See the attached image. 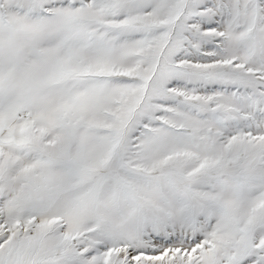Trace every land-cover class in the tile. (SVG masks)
<instances>
[{
  "label": "snow or ice",
  "instance_id": "1",
  "mask_svg": "<svg viewBox=\"0 0 264 264\" xmlns=\"http://www.w3.org/2000/svg\"><path fill=\"white\" fill-rule=\"evenodd\" d=\"M0 264H264V0H0Z\"/></svg>",
  "mask_w": 264,
  "mask_h": 264
}]
</instances>
